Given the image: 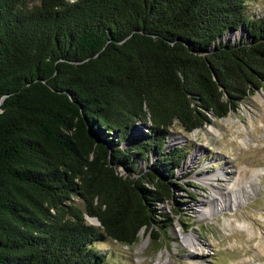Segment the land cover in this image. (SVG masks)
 I'll return each instance as SVG.
<instances>
[{
    "label": "trees",
    "instance_id": "obj_1",
    "mask_svg": "<svg viewBox=\"0 0 264 264\" xmlns=\"http://www.w3.org/2000/svg\"><path fill=\"white\" fill-rule=\"evenodd\" d=\"M248 1L0 0V264H109L96 243L161 240L189 155L173 126L264 88Z\"/></svg>",
    "mask_w": 264,
    "mask_h": 264
},
{
    "label": "rangeland",
    "instance_id": "obj_2",
    "mask_svg": "<svg viewBox=\"0 0 264 264\" xmlns=\"http://www.w3.org/2000/svg\"><path fill=\"white\" fill-rule=\"evenodd\" d=\"M248 10L264 19V0H249ZM243 33L225 38L237 42ZM176 146L189 155L175 176L174 200L160 206L173 220L161 240L142 230L132 246L108 239L95 248L109 264H264V88L201 130L188 134L176 123L167 148Z\"/></svg>",
    "mask_w": 264,
    "mask_h": 264
},
{
    "label": "bare ground",
    "instance_id": "obj_3",
    "mask_svg": "<svg viewBox=\"0 0 264 264\" xmlns=\"http://www.w3.org/2000/svg\"><path fill=\"white\" fill-rule=\"evenodd\" d=\"M91 221H92V220H91ZM92 222H94V221H92ZM188 243H189L191 246H193V247L195 246V244H197L196 241H195V239H193V240H192V239H191V240H188Z\"/></svg>",
    "mask_w": 264,
    "mask_h": 264
},
{
    "label": "water",
    "instance_id": "obj_4",
    "mask_svg": "<svg viewBox=\"0 0 264 264\" xmlns=\"http://www.w3.org/2000/svg\"><path fill=\"white\" fill-rule=\"evenodd\" d=\"M213 118H214V119H217L216 116H214V115H213ZM94 219L97 221V225H96V224H93V223H91V224H92L93 226H99V225H100V222L98 221V219H97V218H94Z\"/></svg>",
    "mask_w": 264,
    "mask_h": 264
}]
</instances>
